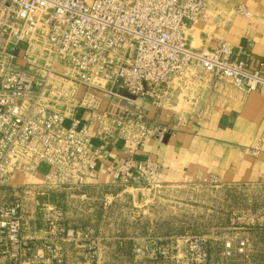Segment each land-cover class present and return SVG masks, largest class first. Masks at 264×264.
Here are the masks:
<instances>
[{"label": "built area", "instance_id": "2783aa9c", "mask_svg": "<svg viewBox=\"0 0 264 264\" xmlns=\"http://www.w3.org/2000/svg\"><path fill=\"white\" fill-rule=\"evenodd\" d=\"M211 1L0 0V188L14 186L16 176H34L42 164L51 168L45 178L55 185L82 184L99 164L119 183L151 184L161 169L136 156L164 131L147 122L140 99L172 109L175 92L206 77L211 94L224 81L243 94L264 87V64L254 68L250 59L237 58L230 43L211 52L189 45L188 29L208 19ZM82 87L88 92L77 103ZM91 91L109 94L112 106L101 111ZM61 101L65 110L50 108ZM77 104L101 137L129 144L124 163L108 165L105 152L91 147L88 127L76 119L67 124ZM263 148L264 138L254 152ZM22 213L18 203L0 205V256L16 264H65L57 244L80 233L65 228L63 213L44 209L48 238L32 247L23 236ZM252 216L264 228V211ZM207 244L188 238L184 249L172 243L159 254L171 260L183 255L182 264H210ZM223 245L222 255L232 257V243ZM246 248L243 240L236 250Z\"/></svg>", "mask_w": 264, "mask_h": 264}, {"label": "crops", "instance_id": "0c3cea01", "mask_svg": "<svg viewBox=\"0 0 264 264\" xmlns=\"http://www.w3.org/2000/svg\"><path fill=\"white\" fill-rule=\"evenodd\" d=\"M208 9V19L188 29L191 48L211 52L222 43H230L235 47L237 58L250 59L254 68L264 64V0H212ZM241 9L250 17L242 14ZM87 92L84 87L80 89L77 103ZM91 92L98 98L101 111L112 106L114 99L109 94ZM184 98L182 101V97H173L174 110L159 109L148 98L138 101L147 122L163 130L164 136L147 141L136 160L151 159L164 173L167 181L163 182L170 184H203L216 180L221 187L263 188L264 148L258 154L254 149L264 138V87L243 94L224 81L217 93L211 94L209 77H206L195 82ZM74 106L67 124L76 119L81 127L87 126L91 147L105 152L108 165L124 163L129 144L101 137L97 125L89 123L88 111L78 104ZM182 117L185 121L179 122ZM50 171L49 166L42 164L36 174L45 178ZM110 182L113 178L107 174L104 164H99L88 180V184L94 185ZM22 214L24 238L32 247L41 246L48 238L42 210H23ZM248 233L251 240L246 254H238L236 250L234 258L225 259L221 248L215 264H264V229ZM0 264L16 263L0 256Z\"/></svg>", "mask_w": 264, "mask_h": 264}, {"label": "rangeland", "instance_id": "374dc122", "mask_svg": "<svg viewBox=\"0 0 264 264\" xmlns=\"http://www.w3.org/2000/svg\"><path fill=\"white\" fill-rule=\"evenodd\" d=\"M187 90L175 92L174 99L184 101ZM67 107L64 101L50 106L55 110ZM170 108L176 107L172 104ZM163 175L144 185L114 179L102 185L88 181L55 185L37 174L16 176L10 180L14 186L0 188V205L18 203L23 210L63 213L65 228L80 233L57 244L65 264H182L183 255L171 260L159 250L172 243L184 249L188 238L207 240L210 264H215L223 243H232L236 252L237 244L244 240L248 248V232L264 229L262 223L252 220L253 214L264 211V187L170 184L163 182L167 181Z\"/></svg>", "mask_w": 264, "mask_h": 264}, {"label": "trees", "instance_id": "16d2710c", "mask_svg": "<svg viewBox=\"0 0 264 264\" xmlns=\"http://www.w3.org/2000/svg\"><path fill=\"white\" fill-rule=\"evenodd\" d=\"M254 230H262V229H254ZM209 252H210V257H211V250H210V248H209Z\"/></svg>", "mask_w": 264, "mask_h": 264}]
</instances>
